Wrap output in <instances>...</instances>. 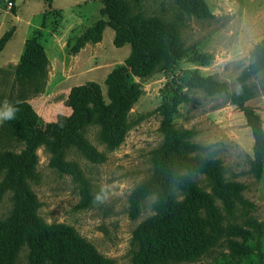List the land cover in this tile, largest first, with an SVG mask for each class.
<instances>
[{"label": "rangeland", "instance_id": "374dc122", "mask_svg": "<svg viewBox=\"0 0 264 264\" xmlns=\"http://www.w3.org/2000/svg\"><path fill=\"white\" fill-rule=\"evenodd\" d=\"M202 1L210 18L186 12L182 0H143L140 6L145 16L176 24L184 47L210 59L205 64L184 59L143 78L129 74L128 82L137 83L141 94L128 112L121 142L107 147L97 127L84 133L105 157L103 163L89 161L76 147L66 150L65 160L80 167L91 183V195L102 202L78 208V186L50 167L44 146L36 150L38 182L31 190L41 203L39 215L46 223L71 226L113 264H135L140 237L155 215L156 196L136 198L133 192L153 174L151 153L166 142L160 131L162 112L171 108L173 129L190 131L189 141L201 147L190 154L201 164L179 173L185 184L174 193L181 200L186 185L201 189L199 215L210 246L190 261L163 264H264V180L256 173L257 160L264 166V148L252 128L257 123L264 136V70L256 63L264 43V0ZM101 8L99 0H0V39L10 34L0 52V107L5 99L14 103L25 97L34 112L40 109L45 118L55 119L70 90L86 82H96L108 103L105 79L124 63L130 46L116 48L115 32L106 26L99 42H87L73 53L80 35L106 19ZM34 31L42 34L48 65L43 77L21 87L15 71ZM208 79L217 83L212 92L195 84ZM39 119L42 128L50 123ZM23 147L14 139L0 142V149L15 153ZM10 209L5 198L0 221ZM14 264H31L27 247Z\"/></svg>", "mask_w": 264, "mask_h": 264}, {"label": "trees", "instance_id": "16d2710c", "mask_svg": "<svg viewBox=\"0 0 264 264\" xmlns=\"http://www.w3.org/2000/svg\"><path fill=\"white\" fill-rule=\"evenodd\" d=\"M99 1L102 4L100 15L106 19L99 20L80 35L73 53L87 42H99L106 26L115 32L113 44L116 48L130 46L124 63L115 67L105 79L108 103L96 82H86L70 90L67 102L71 114L59 122H50L42 128L37 113L25 102L27 99L21 97L12 103L19 108L16 118L1 123L0 142L14 139L24 147L19 153L0 149V205L5 198L11 205L8 216L0 221V264H14L23 247L29 249L31 264H113L98 255L71 226L46 223L39 215L41 203L31 190V184L38 182L36 150L44 146L50 154V167L70 176L78 186L82 197L78 208L89 207L94 200L91 183L77 164L65 160L66 150L76 147L89 161L103 163L105 157L88 143L84 133L88 127H97L100 141L107 147L113 148L121 142L128 112L141 94L137 83L128 82L129 74L143 78L172 69L184 59L201 64L210 59L209 55L190 52L184 47L176 24L157 16H145L140 6L143 0ZM181 4L186 12L198 18L211 17L202 0H182ZM41 37L40 31H34L24 43L15 71L21 87L26 81L45 75L48 60ZM9 38L8 33L0 39V52ZM256 63H262L264 70V43L257 49ZM195 84L212 92L217 83L208 79ZM173 112L175 108L162 112L160 131L166 142L151 153L152 176L133 192L136 198H157L152 205L155 215L140 237L141 247L134 258L135 264L190 261L210 246V237L199 215L204 196L201 189L186 185L181 200H177L174 193L185 184L179 173L201 164L190 156L201 147L189 141L190 131L173 129L170 123ZM252 128L256 143L264 148L261 129L257 123H253ZM256 173L264 180V166L258 160Z\"/></svg>", "mask_w": 264, "mask_h": 264}, {"label": "clouds", "instance_id": "9594fccd", "mask_svg": "<svg viewBox=\"0 0 264 264\" xmlns=\"http://www.w3.org/2000/svg\"><path fill=\"white\" fill-rule=\"evenodd\" d=\"M17 112H19V108L5 99L3 107H0V121H10L15 119ZM96 202H102L99 196L94 198L93 203Z\"/></svg>", "mask_w": 264, "mask_h": 264}, {"label": "crops", "instance_id": "0c3cea01", "mask_svg": "<svg viewBox=\"0 0 264 264\" xmlns=\"http://www.w3.org/2000/svg\"><path fill=\"white\" fill-rule=\"evenodd\" d=\"M62 107H63L64 111H62V114L60 116H58L57 118H55V119L45 118L40 109L39 110L38 109L37 110L35 109V112L38 114V116L41 119H44L45 122L46 121H48V122H59L62 118L68 117L71 114V108L68 105L67 96L65 97V100H64V103H63V106Z\"/></svg>", "mask_w": 264, "mask_h": 264}]
</instances>
